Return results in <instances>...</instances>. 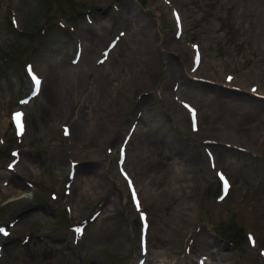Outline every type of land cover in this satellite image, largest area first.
I'll list each match as a JSON object with an SVG mask.
<instances>
[{
  "label": "rangeland",
  "instance_id": "rangeland-1",
  "mask_svg": "<svg viewBox=\"0 0 264 264\" xmlns=\"http://www.w3.org/2000/svg\"><path fill=\"white\" fill-rule=\"evenodd\" d=\"M0 227V264H264V0H0Z\"/></svg>",
  "mask_w": 264,
  "mask_h": 264
},
{
  "label": "snow or ice",
  "instance_id": "snow-or-ice-1",
  "mask_svg": "<svg viewBox=\"0 0 264 264\" xmlns=\"http://www.w3.org/2000/svg\"><path fill=\"white\" fill-rule=\"evenodd\" d=\"M13 23H15V20L13 21ZM29 73L30 75L32 74V70H31V66H29ZM229 80L232 79V77H228ZM32 80L34 82L35 85L39 86L41 81L35 76V75H32ZM256 89L253 88V92H255ZM14 121H15V124H16V127H17V132L18 134L20 132L23 131V125L21 124V114L20 113H14ZM195 126V124H194ZM69 134V131L68 129L66 128L65 129V135H68ZM221 179L223 180V176L221 175ZM227 189H228V182L226 180H224V190L225 192H227ZM133 198L135 199V193H133ZM223 197H221L222 199ZM77 232H80L81 230L80 229H76ZM0 233L4 234V235H7L8 233L5 232V230L3 228H0ZM250 240H251V237H250ZM264 254V253H262Z\"/></svg>",
  "mask_w": 264,
  "mask_h": 264
},
{
  "label": "bare ground",
  "instance_id": "bare-ground-1",
  "mask_svg": "<svg viewBox=\"0 0 264 264\" xmlns=\"http://www.w3.org/2000/svg\"><path fill=\"white\" fill-rule=\"evenodd\" d=\"M95 33V32H94ZM235 82V81H234ZM39 88H40V85L38 86ZM43 89V87H41L40 88V90H42ZM263 129V128H262ZM258 130H259V127L258 128H256L255 127V129H254V132L255 133H253L252 134V138H255L256 136H257V132H258ZM110 136V134L109 135H104V137H109ZM72 153H74V154H79V153H81V150H78V148H77V146H73L72 147ZM90 182H91V184L93 185V186H96L97 185V182L94 180V178H91V181H89V182H87V184H90ZM86 184V183H85ZM89 187V186H88ZM19 194H20V192L18 193V194H16L15 195V197H17V196H19ZM11 198H14V197H11ZM76 206H78V205H76ZM75 208V207H74ZM76 209V208H75ZM72 210H74L73 209V207H72ZM61 237V236H60ZM56 240V239H55ZM61 240V239H60ZM57 241V240H56Z\"/></svg>",
  "mask_w": 264,
  "mask_h": 264
}]
</instances>
